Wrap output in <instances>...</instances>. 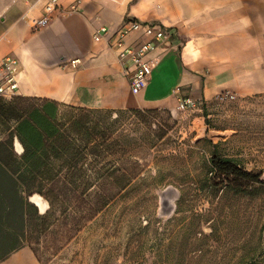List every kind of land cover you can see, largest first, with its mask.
Masks as SVG:
<instances>
[{"label": "rangeland", "instance_id": "374dc122", "mask_svg": "<svg viewBox=\"0 0 264 264\" xmlns=\"http://www.w3.org/2000/svg\"><path fill=\"white\" fill-rule=\"evenodd\" d=\"M91 110L120 144L116 164L137 162V176L68 243L32 239L42 264H264V183L236 192L208 161L215 143L264 180V93L173 112Z\"/></svg>", "mask_w": 264, "mask_h": 264}, {"label": "crops", "instance_id": "0c3cea01", "mask_svg": "<svg viewBox=\"0 0 264 264\" xmlns=\"http://www.w3.org/2000/svg\"><path fill=\"white\" fill-rule=\"evenodd\" d=\"M46 1L0 0V61L7 54L19 61L16 95L89 109L173 112L180 96L207 105L219 94L264 93V0H80L75 11L68 10L75 0H57L63 9L33 29ZM127 18L160 24L169 34L150 54L151 77L137 92L108 42ZM102 25L109 33L95 40ZM137 35L128 41L138 44ZM0 264L42 263L25 245Z\"/></svg>", "mask_w": 264, "mask_h": 264}, {"label": "trees", "instance_id": "16d2710c", "mask_svg": "<svg viewBox=\"0 0 264 264\" xmlns=\"http://www.w3.org/2000/svg\"><path fill=\"white\" fill-rule=\"evenodd\" d=\"M96 113L45 97L0 95V261L25 245L34 252L32 239L48 233L57 246L68 243L136 179L137 162L116 164L120 144ZM212 146L210 173L232 190L264 183L262 172ZM33 195L47 203L45 211Z\"/></svg>", "mask_w": 264, "mask_h": 264}, {"label": "built area", "instance_id": "2783aa9c", "mask_svg": "<svg viewBox=\"0 0 264 264\" xmlns=\"http://www.w3.org/2000/svg\"><path fill=\"white\" fill-rule=\"evenodd\" d=\"M80 0H75L68 7L69 11L77 10ZM44 14L41 17L31 19L33 29L41 28L49 23L55 10H62L63 6L57 0H47L44 4ZM109 33V27L102 25L95 29L93 38L100 40ZM138 34L141 38L138 44L128 41V38ZM169 36L166 29L157 23L139 21L127 18L114 32L108 36L111 49L116 53L117 59L122 66L123 72L127 75L128 83L133 92L139 91L149 81L154 57L150 56L156 50L157 45ZM78 59L71 61L72 64ZM19 61L16 56L7 54L0 61V95L10 98L16 95L19 88L17 73ZM233 98L232 95L219 94L216 99L225 101ZM202 102L192 97H178L177 108L194 109ZM142 264H147L143 262Z\"/></svg>", "mask_w": 264, "mask_h": 264}, {"label": "water", "instance_id": "95a60500", "mask_svg": "<svg viewBox=\"0 0 264 264\" xmlns=\"http://www.w3.org/2000/svg\"><path fill=\"white\" fill-rule=\"evenodd\" d=\"M30 200H31V197H30ZM32 201V200H31ZM33 202V201H32ZM34 203V202H33ZM35 205L37 206V204L35 203ZM38 207V206H37Z\"/></svg>", "mask_w": 264, "mask_h": 264}]
</instances>
